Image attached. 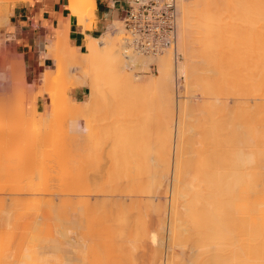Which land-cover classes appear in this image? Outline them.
Returning <instances> with one entry per match:
<instances>
[{
	"label": "bare ground",
	"instance_id": "6f19581e",
	"mask_svg": "<svg viewBox=\"0 0 264 264\" xmlns=\"http://www.w3.org/2000/svg\"><path fill=\"white\" fill-rule=\"evenodd\" d=\"M0 1L5 2L3 6L7 10V3L10 0ZM12 1L16 2L19 0ZM67 6L70 14L75 15L79 23L84 26H91L90 21L94 19L92 16V11L95 7L94 0H68ZM81 6H84V9L81 8ZM225 12L235 13L236 16H238L240 12H243L248 17L247 21H244V24L240 23L234 25L236 28L234 27V31H232L233 35L230 34L233 39V42H230V44H235L236 47L238 46L240 49L243 48L244 51L242 49V52H245L244 54L242 53L243 59L240 60L242 54L240 55V52L237 53L238 49H236V47L232 48L229 44L231 50L234 49V52L237 53L236 55H240L239 58L238 56H234L232 51L231 53L233 55L228 53L237 59V62L234 59L231 65H229V67L232 66V68L235 69L232 70L231 67L230 69L228 68L230 73L231 71H237V75L236 73L234 74L235 77H233V74L231 75L232 77L230 76L234 78L232 84L235 82L237 84L235 83V85L233 84L234 86H229L232 80L231 78H227L230 80L228 85L230 90L228 87H225L227 86L226 80L222 79L225 73L222 62L226 59L223 56H228L227 52H225L224 55L222 53L223 51L221 52V50H225L222 49L223 45L221 46V44H223L222 39L225 38L226 31L227 33L229 31L225 26L226 23L224 21L222 22L225 18ZM85 15L92 16V18L90 17L91 19L89 18L90 21L88 24L85 21L86 19L83 18ZM225 15L228 16V14ZM176 19V44L158 54L141 53L128 45L122 36H119V33H123L121 32L123 27L121 28L118 23L119 20H114L109 24L106 31L99 37L87 36L88 41L86 42V49L84 51H79L69 42L67 23L61 22L60 26L55 29L56 32H58L55 38L53 39V37H50V40L46 44L48 49L45 52V56L52 57L54 63L57 62V57L60 61L66 62L67 69L64 71L58 70L56 74L65 73L66 77L69 79L66 83L67 85H65L62 90L56 91V93L52 91V81L57 77L50 73V70L53 68L52 66L39 70L38 79L43 83L42 85L37 84L30 87L31 84H29L28 88V85H25L26 81L23 70L20 69V67L22 68L20 64L23 61L20 62L17 59L18 61L16 62L17 64L20 63L19 65H16L14 61L12 62V66L11 63L9 65L7 64L8 66L5 65V67L8 68L10 66L12 69L9 68V70L11 69L10 72L5 68L0 70V91L3 92H0V118L2 119L0 121H2V128H5L3 121L6 124L7 118L18 121L17 119L19 117L17 114L19 113L21 115L22 113L23 115V109L21 107L17 108L14 106L18 111L12 107L15 110L13 111L17 113L12 115L11 112H8V106L10 102L12 103L14 100L18 101V99H21L20 96L25 92V88L28 94H24L33 101H35L36 94L37 97L45 92L51 94L49 107L52 108L54 104L55 106L53 107L55 110L52 112L50 111L51 114L49 115L55 119L57 118L56 120L59 118L57 112L59 109H57L56 104L62 99H64V101L66 100L64 104L67 103L69 106L64 107V111H61L62 113L64 112L63 115L60 114L61 116L66 115L67 120H70H68L65 125L67 123L68 125L70 123L72 124V121L77 122V120L81 123L82 121L84 122V120L86 122V119L94 118L98 111H100L99 113L106 112L109 105L114 111H123L122 115L124 114L125 118L122 116L120 120L123 119V121L113 122L112 133H102L103 136H108L107 142L110 143L106 153L107 159L110 160L112 165L110 174L117 178L118 173L121 171L120 173L124 175V186L126 185V191L124 190L123 192L122 189V195L124 194L123 198L126 201L130 198L129 201H127L129 204L134 203L132 206H127L128 209L126 206L124 208L130 212L131 210H135L138 213L134 215L138 216L140 213L139 211H141L139 207L144 206V201L145 205L150 206L151 203L148 201L152 200L155 206L153 207L157 210L156 212H158L159 228L162 231V233L159 234L162 235V238H156L159 239V243L156 245L157 248L156 251L154 250L155 253H153V256H150L152 259L149 263L264 264V0H176ZM0 20V24L2 22L5 24L8 23L7 16H0ZM229 23L230 22H228V24ZM235 45H233V47ZM53 50L56 51L57 57L52 56ZM179 55H181L182 59H178ZM155 58L159 61L157 73L142 76L132 72V70L135 69H140V71L142 69L147 70V68L154 63ZM228 58L229 57H227V59ZM238 59L243 61V69L245 71L241 70L242 64L241 66H237L238 68L235 67L236 63L240 65ZM228 61L230 62L229 59ZM227 65L228 64H226V66ZM223 66L226 67L224 62ZM239 67H241V69H239ZM238 70H241V72ZM217 74L218 84L211 80L212 83H214L212 84L207 77L211 78L212 75ZM180 75L185 77L184 85H180L176 81V77ZM236 76L240 77V80L237 79ZM235 79L237 80L235 81ZM238 81L241 82L242 87L239 89L244 88V94L236 88L240 84V82L238 84ZM242 82L245 84V86L243 85L244 87L242 86ZM78 86H87L89 89L88 95L84 100L73 101L67 97L66 88ZM235 90H237V93H240L239 95H245L244 97L242 96L243 100L235 95ZM9 91L11 92L9 93ZM204 92L209 93L206 97V103L204 102V107L200 110L206 118L202 128L204 135L203 141L201 142L205 150H202L197 158L195 156L197 153L193 147V137L195 134L197 135L196 131L198 126L195 123L197 121V118L195 119V113H199L200 111H193L192 97L198 94L202 95ZM228 95L235 97H233V101L235 102L231 101L233 105L238 104L234 105L236 107L229 102ZM72 102L79 104V106H75L74 104V106H70ZM157 102L161 105L158 107L159 110H163L162 112L160 111L161 113L159 110L157 112L158 108L156 106L159 105ZM17 103L18 105L23 104ZM174 104L177 106V116L175 119L173 115ZM101 109L105 111H101ZM240 111L243 112L241 113L242 118L235 114ZM37 113L39 114L38 103L36 102L32 107L31 114L36 115ZM216 113H218L217 117ZM33 115L31 117L32 120ZM100 115L101 114H99V116ZM8 119L7 121H9ZM21 120L25 121V119ZM27 120H30V118ZM63 120L64 119H62V121ZM94 121L96 120L94 119ZM11 122L12 124L14 123V121ZM55 122H53V125H55ZM28 123H30V121H28ZM8 124L10 123L8 122ZM8 124H6V128ZM90 124L88 126H90ZM11 125H8V129H13L9 127ZM75 125V123H73L72 126L70 125V129ZM82 125L84 124L82 123ZM93 126L92 124V127ZM25 127L29 129V125H25ZM42 128L43 130L45 129L44 127ZM85 129L86 128H82L80 130L85 132ZM87 129L89 135H87L86 132L85 134L88 138L90 136L92 137L90 141L93 142L94 151L98 138L101 135L98 134L97 131L91 130L89 127H87ZM8 131H6V133H8ZM48 131L49 130H47L46 133L44 131L43 141L45 142V146H48V144H50L49 147L54 145L52 148L54 147L55 149V145L57 146V144H55L57 143V137L60 135L56 132L57 128L56 131L52 128L51 131H55V134L58 136L51 132L54 136L50 133L51 137H48L51 139L52 143H50V140L46 138V135L50 132ZM70 131L75 133L74 131L76 130L74 128L73 131ZM82 131L81 133H83ZM9 133L12 135L11 132ZM64 133L67 134L66 132ZM31 136H33L31 137L32 139H35L33 133ZM228 136L234 137V142L236 141L235 144L232 142L233 146H231L229 158L226 160L229 165L228 169L225 174L217 173L213 176L207 170L209 167V152L212 153V156L215 155L213 160L217 161L218 165L220 163L224 164L223 159L218 155V143L224 138L227 139ZM10 137L12 138V136ZM53 137H56L55 143ZM46 139L49 143H46ZM3 141L5 143H3ZM12 141L10 142L11 144ZM31 141L33 142L35 140ZM237 141H240L242 146L238 145ZM0 143L6 144V139L0 138ZM42 145L44 146V144ZM18 148H20V146ZM52 148L51 150L47 148V154H51V152L48 153V151H53ZM88 150V155H84L83 157L79 155L75 160V162L77 161V163H75L77 167L82 170L92 165L94 159L97 161L95 151L93 153V151L90 152V149ZM0 153H2V147ZM47 154L45 153V149H43L42 159L37 160H35L36 157L33 153L29 154L27 158L31 163L19 165L22 170H19V167L14 170L10 167L12 169H10L11 171L18 169L19 171L17 170L16 172L22 171V174L24 172V166L28 186L26 187L25 183L23 185H25L26 188L23 186L22 189L20 186L21 184L18 185L21 188L15 187V189L19 188L17 191L22 190V196L19 194V191H15L17 192L15 193L13 190L14 194H19V196L17 195L19 199L14 195L16 200L13 199L14 196H11L16 202L8 199L11 197L6 198L7 195L0 191L2 193H0V230H4L8 233L9 230L7 231L6 229L9 227H12V229L9 228L11 231L16 227H20V229L22 227V235H19L21 231L18 228L16 230L17 232L20 231L19 234L16 233L15 230H13V233L15 235L17 234L16 236L18 239L19 236L23 237L19 239L21 241H18L17 237V240L14 239L15 235L11 233V231H9V234H13L14 236L7 234L5 238L4 235L6 232L4 231V233L2 232L3 234L1 233L3 237L0 234V244L3 243V246L7 241L6 246H4L10 247V249H6L3 246L4 249L0 245V248L3 249H0L1 254L9 252L6 255H0V264H99V254L95 235L98 232V224L100 222L98 218L100 216L97 217V213L100 211L97 210L104 207L103 203L106 196H104L103 200V195L101 196L100 192L104 190L97 186L99 184L98 181L93 179L95 178V173L91 179L98 184L94 181L92 183L91 181L93 184H91V186L89 185V180L85 179L84 183L82 178H79H86V175L77 176L78 179H74L76 181L73 183V190L75 189L79 192L86 187L85 193L87 195L83 192V197L81 194L82 190L80 194L75 191L74 194H78L75 195L77 197L74 198L73 201L70 198L72 203L68 202L73 205L72 207L68 204L72 208H69L71 211L59 210L60 208H57V202L58 200L61 201L59 199L61 198L60 193H62L61 191L67 186L64 188L65 185L61 183L63 187L60 185V188L58 185L60 191V193L58 191L59 196L57 194V187L54 188L53 186L55 185L51 186L48 184L54 183L48 182L46 179L51 177V179L54 180L57 162H54V164L51 163L49 159L51 157L49 155L48 158L46 156ZM20 155L18 157H20ZM33 156L35 158H32ZM195 158H197V162L194 161L193 163V160H196ZM54 159L55 158H51L53 161ZM19 161L22 163L23 159L19 158ZM8 163L9 162H7V164ZM193 165H196V169L194 168L196 172L191 175L190 167L193 168ZM3 166H5V164ZM1 168H4V171ZM1 168L3 175L2 172H0V179L4 178L7 172V167L1 166ZM10 170L8 168V171ZM49 170L51 173H48ZM91 171L92 169H89L87 173L90 174ZM112 171H114V173ZM40 174H43L44 178L47 176V178L44 179ZM10 175H8L10 178L18 176L16 174L13 176V172ZM185 176H190V180L186 181ZM28 177L31 178L29 179ZM10 178L9 181L12 180ZM32 178L36 181L32 182ZM79 179H81L83 183ZM1 180L3 185V179ZM164 185L165 189L164 187L162 189L165 192L161 194L160 190ZM89 188H95V191L96 189L101 191L93 192ZM70 189H72V187H70ZM26 195H30L31 198H27L28 196ZM64 195H66V193ZM98 195L101 196V199H98ZM162 195L163 197L165 195V198H163ZM23 197H26V199ZM162 198L163 200L168 199V201L164 200L163 203ZM136 200L140 201L141 206ZM8 201L11 203H8ZM13 203L16 204H14V207H16V210L14 209L15 211H17L19 207L21 208H19L20 210L17 211V213L12 212ZM126 204L128 205V203ZM61 205L65 207V205H67V199L64 200ZM98 206L101 208L97 209ZM131 207H133V209L130 210ZM21 210L24 212L21 213ZM102 210L104 211V209ZM110 214L115 216L120 214L116 217V223H111V229H109L108 232L112 237H117V239L114 240H116L115 250L118 255L114 264H124L120 260L122 257L119 256V253L123 252L122 249L126 250L127 248L120 249L119 247L120 242L123 241L121 243L122 245L125 241L121 236H123L127 226H124V220L121 218L122 212H119L117 215L114 212ZM164 214L167 215V220ZM16 217H19V220ZM14 224H16V226ZM136 226L137 228L139 227L138 224H136ZM159 228H154L155 230L151 229L153 238L157 235L159 236V234H157L160 232ZM133 229L136 231L134 225ZM123 230L124 232L121 233ZM147 232L148 230L146 233ZM164 235H166L167 238L168 249L163 255ZM140 236H142L141 233ZM8 237H14L13 241L15 244L17 241L20 243L17 242L19 245L14 244L17 246L16 249L13 244L11 245L9 243V239L11 238ZM59 237L69 239L71 248L73 249V253L68 260L56 259L52 254L45 251L44 245H42L44 241L54 242L60 239ZM152 237L150 235V238ZM128 241L129 240L126 242ZM8 243L11 246H8ZM172 245H177L180 248L179 255L174 254ZM8 249H13V251H9ZM119 250L121 251L119 252ZM129 257L131 258L132 256H127V259ZM125 264H127V261Z\"/></svg>",
	"mask_w": 264,
	"mask_h": 264
},
{
	"label": "rangeland",
	"instance_id": "374dc122",
	"mask_svg": "<svg viewBox=\"0 0 264 264\" xmlns=\"http://www.w3.org/2000/svg\"><path fill=\"white\" fill-rule=\"evenodd\" d=\"M13 1L12 0H10V1H8V3H7V10L4 8V3L5 2H3V1H0V16H7L8 17V7H9V4L10 3H12ZM81 8H83L84 9V6H81ZM219 10V9H218ZM80 11V10H79ZM221 11V10H220ZM219 11V12H220ZM215 12V11H214ZM218 12V13H219ZM216 13H217V11H216ZM222 13V12H221ZM225 14H228V16H226ZM222 16H223V14H222ZM92 18V16L90 15H85V16H83V18H85L86 20L85 21H90L89 20V18ZM225 17V18H224ZM224 19L222 20V22L224 21L225 23H226V28H228L227 30H229L228 31V33H227V31H226V36H225V38L224 39H222V41H223V44H221V46L223 45V47H222V49H225V50H221V52L223 53V55L225 54V52H227V54L228 53H230V54H232V53H234V56H240L243 52H242V49L243 48H241L240 49V47H236V45L235 44H230V42H233V39L231 38L232 36L231 35H233V32L232 31H234V27L236 28V26H234V25H237V24H240V23H245L244 21H247V19H248V17H247V15L246 14H244L243 12L241 13L240 12V14H238V16H236L235 15V13H231V12H225L224 13ZM90 18V19H91ZM234 18H236V19H234ZM119 20V25L121 26V28L123 29L121 32H123V33H119V36H122V38H124V35H125V31H124V26H123V21H122V18H120V19H118ZM227 22H226V21ZM231 20V21H230ZM235 22H237V23H235ZM1 21V20H0ZM233 21V22H232ZM90 22H92V20L90 21ZM228 22H230L229 24H228ZM232 22V23H231ZM228 26V27H227ZM231 26V27H230ZM5 28H6V24L5 23H1L0 24V70L1 69H7V71L9 70V68H11L10 66L7 68V67H5V65L6 66H8L10 63H11V66H12V62L14 61V62H16V61H23V62H21V64H20V66H22V68L20 67V69L21 70H23V74L25 75V81H26V83H25V85L27 84L28 86V88H29V84H31L30 85V87L31 86H35V85H37V84H39V85H42L43 83L42 82H40V80L38 79V74H39V71H38V73H37V75H31V73L30 72H28V70L26 69V66H25V62H24V59L22 58V57H19L17 54H16V50H15V48H14V45L12 44V42L10 41V36H8L7 34H5ZM231 28V29H230ZM232 32V33H231ZM231 34V35H230ZM230 36V37H229ZM99 37V36H98ZM226 39V40H225ZM228 39V40H227ZM232 40V41H230V40ZM87 41H88V39H87ZM86 41V42H87ZM224 41H226V42H224ZM229 42V43H228ZM222 43V42H221ZM119 44H120V41H119ZM229 44L232 46V48H235L236 47V49H238V51H237V53L238 52H240L239 54L240 55H236L237 53L236 52H234V49L233 50H231V47H229ZM121 45V44H120ZM233 45H235L234 47H233ZM227 46V47H226ZM47 49H48V47H46ZM240 50V51H239ZM231 51H232V53H231ZM243 51H244V49H243ZM245 53V52H244ZM243 53V54H244ZM230 54H228V56L227 55H224L223 57H225L226 59H225V61L223 60V62H224V65L226 66V64H228L226 67H224L223 66V62H222V67H223V69H224V75H223V77H222V79H224V80H226V83H227V86H225L226 88L228 87V89L230 90V88H229V86H234L235 85V83H233L232 84V82H234V78H231L232 76V74H233V77H235L234 76V74L237 72L236 70H235V72L233 71H231V73H230V67L232 68V66H230L229 67V65H231V62H232V60H236V62H237V59L235 58V57H233V56H231ZM243 54H242V56H240L241 57V59L240 60H242L243 58ZM233 55V54H232ZM52 56L53 57H57L56 56V51L55 50H53V52H52ZM227 57H229L228 59L230 60V62L228 61V59H227ZM230 57H232V58H230ZM239 57V58H240ZM18 59V60H17ZM178 59H182L181 58V55H179L178 56ZM239 60V59H238ZM239 60V61H240ZM57 62H55L54 63V66H53V68L50 70L51 72V74L52 75H55V76H57V77H55V79L52 81V91L54 92V93H56V91H60V90H62L64 87H65V85H67L66 83L68 82V78L66 77V75H65V73L64 74H56V71H58V70H65V69H67V64H66V62L65 61H60L59 60V58L57 57V60H56ZM234 62V61H233ZM236 62H234V63H236ZM158 63H159V61H158V59L157 58H155L154 59V63L153 64H151L148 68H147V70L146 69H142L141 71H140V69H135V70H132V72L133 73H135V74H137V75H144V76H147V75H151V74H155V73H157V67H158ZM8 64V65H7ZM15 64V63H14ZM19 64H17V62H16V65H19ZM241 64H242V66H241ZM235 65V64H234ZM234 65H233V67H234ZM14 66V65H13ZM237 66H241L242 67V69H241V67H239V69H241V70H244L243 68H244V65H243V61H240V65H237V63H236V66L235 67H237ZM229 68V69H228ZM238 68V67H237ZM12 69V68H11ZM10 69V70H11ZM227 69V70H226ZM235 69V68H234ZM233 68H232V70H234ZM10 70H9V72H10ZM128 70H130V69H128ZM226 70V71H225ZM229 70V71H228ZM241 70H238V71H240L241 72ZM228 71V72H227ZM245 71V70H244ZM243 71V72H244ZM227 72V73H226ZM242 72V73H243ZM228 73H229V76H228ZM244 73H246V72H244ZM20 74V73H19ZM236 75H237V73H236ZM243 75V74H242ZM211 76V75H210ZM212 76H214V77H212ZM211 76V78L209 79L208 77H207V79L212 83V81L211 80H213L214 81V83H216V84H218V74L217 75H212ZM231 76V77H230ZM243 76H245V75H243ZM57 78V79H56ZM66 78V79H65ZM227 78H231V85H229V79H227ZM236 78L237 79H239L240 77H237L236 76ZM243 78V77H242ZM241 78V79H242ZM237 79H235V81L237 80ZM240 80V79H239ZM176 81H177V83H179L180 85H184V83H185V77L183 76V75H180L179 77H176ZM179 81V82H178ZM228 81V82H227ZM242 81V80H241ZM243 81L245 82V80H244V78H243ZM33 82V83H32ZM239 82L240 81H238V84H239ZM214 83H212V84H214ZM243 83V82H242ZM215 84V85H216ZM237 84V83H236ZM229 85V86H228ZM245 86V84L243 83L242 84V86ZM243 86V87H244ZM84 88H85V93L83 94V96L80 98V99H82V100H84V99H86L87 98V95H88V87L87 86H84ZM234 89H238V90H240V92H243V94L245 93V91H244V88L243 89H239V88H242L241 87V82H240V84H239V86H237L236 88L235 87H233ZM246 88V87H245ZM69 87L68 88H66V95H67V97H69ZM233 90V89H232ZM243 90V91H242ZM237 90H235V92H236ZM1 93H3L2 91H0ZM11 91H9V93H10ZM239 92V91H238ZM0 93V94H1ZM26 95L28 94L27 93V90H26V88H25V92H24ZM23 93V95H19V94H17V95H19L20 96V98L21 99H18V101H16V100H14V102H10L9 103V106H8V108L10 109H8V112H11L12 113V115H15V113L16 112H14L15 110L14 109H16L15 107H17V108H19V107H21L22 109H23V115H22V113H21V115H22V117H21V115L18 113H16L17 115H18V121H16V120H12L10 117V119H8L9 121H7V119H6V124H8V122L10 123V124H8V125H11L12 124V122L11 121H14V123H15V125H14V123L11 125V126H9V127H11V128H13V129H8V125H7V128H6V124H5V122L3 121V125H5V128H6V130L4 131V129L5 128H2V121H0V125H1V127H0V138H2V139H6V144H1L0 143V149H1V147H2V153H0V168H1V166L2 167H7V169H6V175L4 176V178H1V179H3V185H2V180L0 179V191L1 192H3V194H5V195H7L6 196V198H8V197H11V196H16V198H18V196H19V194H21V196H22V190L21 191H19V194H14V192L15 191H17V189H19V188H21L22 187V189H23V186L25 187V185H26V187L28 186V181L26 180L27 179V176H25V169H24V166H23V175L21 174V172L22 171H20V172H16L17 170H15V171H11L12 169L10 168V167H12L13 168V170L14 169H16L17 167H19V165H27V164H29V163H31V161L30 160H28V156H29V154H31V153H33L34 154V156L36 157V159L35 160H37V159H42V151H43V149H45V153L47 154V152H46V150H47V148H49V150H51V148H52V146H54V145H52L51 147H49L50 146V144H48V146H45V142L43 141L44 140V138H43V134H44V131H45V133H46V131L47 130H49L48 132V135H46L47 137L46 138H48V137H51V132H53V131H51V129L53 128V130L55 129V131H56V128H57V133L60 135V136H58V135H56L55 134V131L53 132L56 136H58L57 138V143H55V138L56 137H53L54 139H53V141H54V143L55 144H57V146L55 145V149H54V147L52 148V150L54 151V150H56V151H48V153L49 152H51V154L49 153V154H47L46 156L49 158V155H50V157L53 159V158H55L54 159V161L53 160H51V158H49L50 159V162L51 163H53L54 164V162L56 163L57 162V168H55L56 170H55V177H54V180L53 179H51V177H48L47 178V176L44 178L43 177V174L41 175L44 179H46L48 182H54V183H48L47 181H45V182H47L48 184H50L51 186H53V185H55V186H53L54 188L55 187H57V194H58V191H59V189H58V185H59V187H60V185H61V183H63L65 186H64V190L63 191H61L62 193H60V191H59V193L61 194V198H59L61 201H59L58 199V202H57V208H60L59 210H61V211H64V210H67L68 212H70L71 211V206L73 207V205H71V203H72V201H73V199L74 198H76L77 196H75V195H78V194H74L75 193V189L73 190V188H74V184L73 183H75L74 181H76V180H74V179H78V177L79 176H85L86 175V178L84 177H79V178H82V180H83V182H84V180L86 179V180H89L90 181V183H89V185L91 186V184L93 183V181L96 179L97 181H98V183H96L95 181V183L96 184H98L97 186H99V187H101V189L102 190H104V191H102V192H100L101 194V196L103 197V200H104V196H105V201H104V207H102V209H104V211L102 210V209H99V208H101L100 206H98V208L97 209H99V210H97V211H100L99 213H97V217L98 216H100V217H98L99 218V224H98V232L96 233V235H95V241H96V245H97V247H98V254H99V256H98V263L99 264H114L115 263V260H116V257H117V255H118V253H116V250H115V248H116V240H114V239H117V237H112L110 234H109V232H108V230L109 229H111V223H113V224H115L116 223V217L117 216H119L120 214H118L119 212H122L123 214H121V218H123V222L125 223L124 224V226H127V229H126V231L124 232V230L121 232V233H123L124 232V234H123V236H121L122 237V239L123 240H125L124 241V243L121 245V243L123 242H120V249H122V248H127L126 250H123L122 249V251L125 253H123V252H120L121 250H119V252L120 253H122V254H120L119 253V256L120 257H122V259H123V261H122V259H120L121 260V262L122 263H126V261H127V264H150L149 263V261L152 259L150 256H153V253H155V251H156V245H158V240L160 239V238H162L161 236V234H159V233H162V231H161V229L159 228V216H158V212H156L157 210L154 208L155 206H154V204L152 203V200H150V201H148L149 203H151V205L150 206H148V205H145V201H144V206H142V207H139V208H141V211H139L140 213H139V215L138 216H135L138 212H136L135 210H131V209H133V207H131L130 208V210H131V212L128 210H126V208L128 209V207L129 206H132L133 204L132 203H130L129 204V202H127V201H129V199L126 201L124 198H123V195H122V189H123V192H124V190H125V188H126V185L124 186V178H123V174H121L120 172L118 173V175H117V178L119 179V181H118V179L116 178V176L115 177H113V176H111V174H110V172H111V167H112V165H111V162H110V160H108L107 159V155H106V153H107V150H108V148H109V144L110 143H108L107 141H108V136H103V133H112V128H113V122H115V121H123V119H121L120 120V118L123 116V118H125L124 117V114L122 115V112L123 111H117L116 109V111H114L112 108H111V106L109 105L108 106V109H107V111L106 112H101V113H99L100 111H98V113H96V117L94 116V118H88V120L86 119V122H85V120H84V122L82 121V123L84 124V125H82V123L80 122V121H78L77 120V122L75 121V122H73L72 121V124L73 123H75L76 125V127L74 126V127H72V129H70L71 128V126H72V124L70 123L69 125H68V123L65 125V123L66 122H68V120H67V117H66V115L65 116H61V115H63V113L61 112V111H64L63 109H64V107H67V106H69V104H67V103H65L64 104V102L66 101H64V99H62V100H60L59 102H57L58 104H56L57 105V109H59V110H57V112H58V114H59V118H58V120H56L54 117H52V116H50L49 114H51L50 113V111L52 112L53 110H55V108L53 107V106H55L54 104H53V106H52V108L51 107H49L50 106V102H51V94L49 93V92H45L44 94H42V95H39L38 97H37V94H36V97H35V101H33L30 97H27L25 94ZM205 94V95H204ZM208 92H204L202 95H200V94H198L197 96H195V97H192V99H193V101H192V108L194 109L193 111L195 112V111H197V112H199L201 109H202V107H204V102L206 103V97L208 96ZM240 93H235V95H237L238 97H240V99L242 98V96L241 95H239ZM26 97H25V96ZM204 95V96H203ZM19 96H18V98H19ZM24 96V97H23ZM245 96V95H244ZM243 96V97H244ZM228 97H229V102L230 103H232V105H233V102H235V101H233V97L231 96V95H228ZM26 98V99H25ZM70 98V97H69ZM195 98V99H194ZM235 98V97H234ZM237 98V97H236ZM25 99V100H24ZM238 99V98H237ZM21 100V101H20ZM233 102H232V101ZM236 100V99H235ZM241 100H243V98L241 99ZM240 100V101H241ZM24 101V102H23ZM73 101H75V100H73ZM80 101V100H79ZM17 102H19V103H23L22 105H18V103ZM32 102H33V105H35V103L37 102L38 103V111H39V114L37 113L36 115H33V114H31V110H32V107H33V105H32ZM238 102V101H237ZM239 103V102H238ZM243 103V102H242ZM242 103H241V106H242ZM10 104H12V105H10ZM47 104V105H46ZM79 106V104H76V103H74V102H72V104H70V106L72 105V106ZM157 104H159V102H157ZM163 104V103H162ZM245 104V103H244ZM243 104V105H244ZM175 105V107L173 108L174 110V119L176 118V116H177V106H176V104H174ZM173 105V106H174ZM234 105H238V104H234ZM233 105V106H234ZM15 106V107H14ZM61 106V107H60ZM159 106H161L160 104L159 105H157L156 107L158 108ZM245 106V105H244ZM14 109H13V108ZM63 107V108H62ZM234 107H236V106H234ZM240 107V106H239ZM161 109H162V107H161ZM176 109V110H175ZM13 112H12V111ZM17 110V109H16ZM20 110V109H19ZM158 110H159V108L157 109V112H158ZM238 110V109H237ZM18 111V110H17ZM36 111H37V109H36ZM101 111H105L104 109H101ZM162 112L163 110H159V112ZM239 111V110H238ZM243 111H244V109H243ZM160 112V113H161ZM164 113V112H163ZM240 113V114H239ZM239 113H235L236 115H238V117H241L242 118V114L241 113H243L242 111H240ZM46 114V115H45ZM61 114V115H60ZM99 114H101L100 116H99ZM196 114V116H195V119L197 120L195 123L198 125L197 126V131H196V133H197V135L195 134L194 135V137H193V141H194V149H195V151H196V153H197V155H195L197 158L199 157V154H201V151L202 150H205V148L201 145V142L203 141V135H204V133H203V125H204V122H205V120H206V118H205V115L200 111L199 113H195ZM194 114V115H195ZM32 115H33V120H32ZM50 116V117H49ZM103 116V117H102ZM218 116V113H216V117ZM16 117V116H15ZM35 117V118H34ZM58 117V116H57ZM98 117V118H97ZM14 118V117H13ZM30 118V120H27V119H29ZM41 118V119H40ZM65 118H66V121H65ZM103 118V119H102ZM118 118H119V120H118ZM240 118V119H241ZM15 119V118H14ZM20 119V120H19ZM21 119H25V121H26V123H25V121L24 120H21ZM52 120V122H51V120ZM62 119H64L63 121H62ZM85 119V118H84ZM91 121H90V120ZM94 119L96 120V121H94ZM116 119V120H115ZM0 120H2L1 118H0ZM42 120H43V122H42ZM54 120V121H53ZM55 120H56V122H55ZM242 120V119H241ZM28 121H30V123H28ZM70 121V120H69ZM88 121H89V123H88ZM18 122V123H17ZM21 122H22V124H21ZM37 124H36V123ZM53 122H55V125H53L54 123ZM64 122V123H63ZM80 122V123H79ZM28 123V124H27ZM91 123V124H90ZM122 123V122H121ZM58 124V125H57ZM59 124H60V126H59ZM63 124V125H62ZM81 124V125H80ZM90 124V126H88ZM92 124L94 125L93 127H92ZM25 125L26 126H28L29 125V129H28V127L26 128L25 127ZM33 125V126H32ZM65 125V126H64ZM71 125V126H70ZM86 125V126H85ZM14 126V127H13ZM52 126V127H51ZM59 126V127H58ZM78 126V127H77ZM4 127V126H3ZM19 127V128H18ZM22 127V128H21ZM42 127H44L45 129L43 130V128ZM50 129H49V128ZM64 127V128H63ZM87 127H89V128H91V130H95V131H97L98 132V134H100L101 136H99V138H98V141H97V144H96V149L94 150L95 151V153H96V155H97V161H96V159H94L93 160V166L92 165H89V166H87L85 169H80V168H78L77 167V165L75 164V163H77V161L75 162V160L77 159V156L79 157V155H82V157L84 156V155H88L89 153V150L88 149H90L91 151L90 152H92L93 151V142L92 141H90V140H92V137L90 136L89 138H88V136L87 135H89L88 134V132H87ZM16 128V129H15ZM36 128V129H35ZM67 128V129H66ZM75 128V130L76 131H74L75 133H73V132H71L70 130H72L73 131V129ZM77 128V129H76ZM82 128H86L84 131L86 132V134H85V132H83L82 130H80V129H82ZM93 128V129H92ZM2 129V130H1ZM9 131H8V130ZM26 129H27V131H26ZM47 129V130H46ZM65 129V130H64ZM31 130H32V132H31ZM6 131H8V133H6ZM13 131V132H12ZM25 131V132H24ZM29 131V132H28ZM43 132V133H41V132ZM66 132L69 136H71V137H69L67 134H65L64 132ZM78 131V132H77ZM80 131V132H79ZM81 131L84 133H81ZM5 132V133H4ZM9 132H11L12 133V135H10V133ZM101 132V133H100ZM103 132V133H102ZM3 133H4V135H3ZM33 133V135H35V139H32L31 137H33V136H31V134ZM51 133V134H50ZM25 134V135H24ZM54 134H52L53 136H54ZM14 135V136H13ZM82 135V136H81ZM10 136H12V138L10 137ZM29 136V137H28ZM233 136V135H232ZM232 136L230 137V136H228V138L227 139H223L222 141H220L219 143H218V145H219V153H218V155L223 159V161H224V164H219L218 165V163H217V161H214L213 160V158H215V155L214 156H212V153L211 152H209V154H210V157H208V164H209V167L207 168V170L209 171V173L210 174H212L213 176H214V174H217V173H220V174H225L226 173V171H227V169H228V162H226V160L229 158V152H230V150H231V146H233V144H232V142L235 144L236 143V141L234 142V137L232 138ZM26 137H28V138H26ZM69 138V139H68ZM8 139H10V140H8ZM12 139H13V141H12ZM49 140H50V143H52L51 142V139L50 138H48ZM31 140H35V141H33L34 142V144H33V142L31 141ZM47 140V139H46ZM45 140V141H46ZM12 141V144L10 143ZM70 141V142H69ZM44 142V143H43ZM69 142V143H68ZM3 143H5L4 141H3ZM32 143V144H31ZM46 143H49L48 142V140L46 141ZM53 143V144H54ZM66 143V144H65ZM237 143H238V145H240V146H242V143L240 142V141H237ZM36 144V145H35ZM42 144H44V146L42 145ZM3 145H6V146H3ZM64 145V146H63ZM66 145V146H65ZM20 146V148H18ZM59 146V147H58ZM3 147H4V149H3ZM6 147V148H5ZM63 147V148H62ZM212 149V148H211ZM211 149H210V151H211ZM4 150V151H3ZM97 150V151H96ZM213 150H214V147H213ZM94 151H93V153H94ZM57 152V153H56ZM215 152V151H214ZM56 153V154H55ZM92 153V154H93ZM21 154V155H20ZM43 154H44V152H43ZM20 155V157H18ZM95 155V156H96ZM32 157V158H35V157ZM55 156V157H54ZM45 157V156H44ZM19 158L20 159H23V162L21 163L20 161H19ZM47 158V159H48ZM197 158H195L196 160H193V163H194V161H196L197 162ZM83 159V158H82ZM9 160V161H8ZM9 162L8 164H11V165H8L7 164V162ZM19 161V162H18ZM4 162V163H3ZM95 162V163H94ZM19 163H21V164H19ZM5 164V166H3ZM76 165V166H75ZM95 165V166H94ZM8 168H9V170L11 171H8ZM20 168V167H19ZM26 168V167H25ZM50 168V167H49ZM196 169V165H193V168H191L190 167V172H191V175L192 174H194L196 171H195V169ZM2 169V168H1ZM1 169H0V172H2L1 171ZM4 169V168H3ZM2 169V170H3ZM51 169V168H50ZM79 169V170H78ZM89 169H92V171H91V173L90 174H88L89 173V171H88V173H87V170H89ZM19 170H22L21 168L19 169ZM18 170V171H19ZM48 170V169H47ZM46 170V171H47ZM4 171V170H3ZM52 171V170H51ZM13 172V176H15L14 174H16V175H18L17 177H13V178H10V174ZM42 172H43V170H42ZM86 172V173H85ZM113 173H114V171H112ZM9 173V174H8ZM48 173H51L50 172V170H49V172ZM48 173H46L47 175H50V174H48ZM94 173H95V178H93V176H94ZM115 173H116V171H115ZM21 174V175H20ZM52 174H53V171H52ZM97 174V175H96ZM2 175H3V172H2ZM8 175H10V176H8ZM20 175V176H19ZM76 175V176H75ZM119 175H120V177H119ZM170 175V174H169ZM50 176H52V175H50ZM78 176V177H77ZM87 177H88V179H87ZM9 178L10 179H12L11 181H9ZM20 178V179H19ZM29 178V177H28ZM31 178V177H30ZM29 178V179H30ZM91 178H93L94 180L92 181V179ZM16 179V180H15ZM21 180H23V181H21ZM81 182H82V180L81 179H79ZM126 180V179H125ZM185 180L186 181H188V180H190V176H185ZM21 181V182H20ZM24 181H26V182H24ZM36 180L34 179V178H32V182H35ZM44 181V180H43ZM91 181H92V183H91ZM7 182V183H6ZM23 182V183H22ZM30 182V181H29ZM57 182V183H56ZM69 182V183H68ZM82 182V183H83ZM26 183V184H25ZM85 183V182H84ZM87 183V182H86ZM94 183V184H95ZM120 183V184H119ZM164 183V182H163ZM167 183V182H166ZM21 184V185H20ZM23 184H25V185H23ZM30 184V183H29ZM95 184V185H96ZM165 184V183H164ZM18 185H20V186H18ZM93 185V184H92ZM166 185V184H165ZM165 185L164 186H162L161 187V194L163 193V192H165V191H163V187H164V189H165ZM62 187H63V185H61ZM15 187H19V188H17V189H15ZM25 187V188H26ZM69 187V188H68ZM70 187H72V189H70ZM94 187V186H93ZM98 187V188H99ZM61 188V187H60ZM82 188V187H81ZM96 188V187H95ZM95 188H89L90 190H92L93 192L95 191L94 189ZM100 189V188H99ZM13 190H14V192H13ZM60 190H62V189H60ZM70 190V191H69ZM82 190V193L80 192ZM79 192L78 191H76V192H78L79 194L81 193L82 194V196L84 197V195H83V192H84V194H86L85 193V191H86V187H85V189H81ZM17 191V192H18ZM65 191V192H64ZM99 191H101V190H97L96 189V191L95 192H99ZM126 191V190H125ZM0 192V193H1ZM17 192H15V193H17ZM21 192V193H20ZM104 192H106V193H104ZM66 193V195H64ZM73 193V194H72ZM103 193V194H102ZM2 194V193H1ZM63 194V195H62ZM69 194V195H68ZM99 194V193H98ZM164 194V193H163ZM166 194V193H165ZM87 195V194H86ZM100 195H98V199H101L100 197ZM15 196L13 197V199H15ZM26 196H28V195H26ZM33 196H36V195H33ZM30 197V195L27 197V198H29ZM62 197H65L66 199H67V205H65V207L63 206V205H61V204H63V201L64 200H66L65 198H62ZM162 197H163V195H162ZM23 198H25L26 199V197H23ZM31 198V197H30ZM33 198H36V197H33ZM32 198V199H33ZM72 199V201H71V199ZM82 198V197H81ZM125 198H126V193H125ZM163 198H165V195H164V197ZM163 198H162V202L164 203V200H163ZM243 198H244V196H243ZM9 200H12L13 202H16V201H14L13 199H12V197L11 198H8ZM19 199V198H18ZM85 199V198H84ZM16 200V199H15ZM56 200V201H57ZM102 201V200H101ZM125 201V202H124ZM131 202H134L133 200H130ZM137 201V200H136ZM160 201H161V198H160ZM159 201V202H160ZM165 201H168V199L167 200H165ZM68 202H71V203H68ZM103 202V201H102ZM123 202H124V205H123ZM137 202H139L138 204L140 205V201H137ZM147 202V201H146ZM147 202V203H148ZM8 203H11L10 201H8ZM101 203V202H100ZM99 203V204H100ZM126 203H128V205L126 204ZM146 203V204H147ZM14 204L15 203H13V205H12V207H13V211L12 212H16L17 213V211H19L20 209L18 208V210L17 211H15L16 210V207H14ZM71 205V206H69V205ZM102 204V203H101ZM100 204V205H101ZM153 204V205H152ZM10 205V204H9ZM16 205V204H15ZM18 206H19V203H18ZM126 206V208H124ZM128 206V207H127ZM135 206V205H134ZM141 206V205H140ZM154 206V207H153ZM47 207V206H46ZM136 207H137V205H136ZM69 208H71V209H69ZM15 209V210H14ZM137 209H138V207H137ZM155 211H154V210ZM103 213H102V212ZM117 211H118V213H117ZM124 211V212H123ZM125 211H127V212H125ZM21 213H23L24 211H20ZM115 213L117 216H115V215H111L110 213ZM133 212H136V213H133ZM13 213V214H14ZM19 213V212H18ZM126 213V214H125ZM12 214V213H11ZM102 214V215H101ZM135 214V215H134ZM14 215H16V214H14ZM13 215V216H14ZM19 215V214H18ZM22 215V214H21ZM20 215V216H21ZM166 217V220H167V215L166 214H164ZM17 216V215H16ZM22 216H24V215H22ZM22 216H21V218H22ZM112 216V217H111ZM113 217H114V219H113ZM12 218V217H11ZM16 218H18V220H19V217H16ZM111 218V219H110ZM13 219H15V218H13ZM25 219V218H24ZM122 220V219H121ZM13 221V220H12ZM117 223H118V221H117ZM132 223H136V224H138L139 225V227L137 228V226H136V224H132ZM12 224H13V222H12ZM11 224V225H12ZM15 226H16V224H14ZM132 225V226H131ZM133 225L135 226V229H136V231L133 229ZM18 226V225H17ZM20 226V225H19ZM129 226H131V227H129ZM129 227V228H128ZM9 228H11L12 229V227H9ZM9 228H5L7 231L9 230V231H11ZM18 227H16L15 229H13V230H15V232L16 233H18L19 234V232L21 231V233L19 234V235H22V227H21V229H20V227L18 228V229H20V231L19 232H17V229ZM123 228H125V227H123ZM139 228H140V231H139ZM156 229V228H159V230H160V232H158L157 234H159V236L157 235L155 238H153L152 237V232H151V229ZM129 229V230H128ZM154 229V230H155ZM11 231V233H13L14 231ZM148 230V232L146 233V231ZM4 231V230H3ZM2 230H0V234L3 232ZM9 231H8V233L6 232V231H4V232H6V234L4 235V237L7 235V234H9ZM135 231V232H134ZM153 231V230H152ZM3 232V233H4ZM24 232V231H23ZM141 233V235L142 236H140V233ZM2 233V234H3ZM165 233H166V229H165ZM1 234V236L3 237V235ZM14 234V233H13ZM13 234H9V235H13ZM8 235V236H9ZM15 235V234H14ZM13 235V236H14ZM17 235V234H16ZM15 235V238L14 239H16V236ZM18 235V236H19ZM150 235H151V237L152 238H150ZM0 236V237H1ZM23 237V236H22ZM22 237L21 236H19V239H22ZM145 237V238H144ZM159 238V239H156V238ZM6 238V237H5ZM8 238H11V237H8ZM7 238V239H8ZM13 238H11V239H9V243L12 245L13 244V246H15V245H19L20 243L18 242V241H21V240H19L18 239V237H17V239H18V243L16 242V244L14 243V241H13ZM60 239H58L57 241H54V242H49V241H44L43 242V244L42 245H44V250L45 251H47L48 253H50V254H52L53 255V257H56V259H59V260H68L70 257H71V255H72V253H73V249L71 248V244H70V242H69V239H63V238H61V237H59ZM4 239V238H3ZM6 239V240H7ZM16 239V240H17ZM121 239V238H120ZM5 240V241H6ZM11 240V241H10ZM127 240H129L128 242H126ZM3 241V240H2ZM4 241V242H5ZM121 241V240H120ZM0 242H1V238H0ZM7 242V241H6ZM5 242V246H6V243ZM13 242V243H12ZM8 243V246L10 245ZM3 244V243H2ZM2 244H0L1 246H2ZM15 244V245H14ZM3 245V246H4ZM10 245V246H11ZM2 246V248H4ZM123 246V247H122ZM16 247L17 246H15L14 248L16 249ZM2 248H0V249H2ZM6 249L7 248H9L10 249V247H5ZM4 248V249H5ZM11 248H13V247H11ZM13 248V249H14ZM8 249V250H9ZM13 249H11V250H9V251H13ZM167 249H168V247H167V238H166V235H164V243H163V248H162V254L164 255L165 253H166V251H167ZM3 250V249H2ZM155 250V251H154ZM1 251V250H0ZM6 251V250H5ZM129 252V253H127V252ZM172 251L174 252V254L175 255H179V253H180V248L177 246V245H172ZM6 254H8L9 252H5ZM2 254H4V253H2ZM1 253H0V255H2ZM6 254H4V255H6ZM128 254V255H127ZM125 256V257H124ZM127 256H132L131 258L129 257L128 259H127ZM133 256H134V258H133ZM124 257V258H123ZM125 259H127V260H125ZM136 261H135V260ZM135 261V262H134ZM152 262V261H151Z\"/></svg>",
	"mask_w": 264,
	"mask_h": 264
},
{
	"label": "crops",
	"instance_id": "0c3cea01",
	"mask_svg": "<svg viewBox=\"0 0 264 264\" xmlns=\"http://www.w3.org/2000/svg\"><path fill=\"white\" fill-rule=\"evenodd\" d=\"M131 1L94 0V19L89 27L79 23L78 18L70 14L68 0H19L9 4L8 23L4 31L11 37L16 54L24 59L28 72L37 75L42 68L54 66L52 57L45 56L46 44L50 37L55 38L58 33L55 29L61 22L67 23L70 44L84 51L87 36L98 37L103 34L109 24L123 17ZM84 93V86L69 89L71 100H82L80 98Z\"/></svg>",
	"mask_w": 264,
	"mask_h": 264
},
{
	"label": "built area",
	"instance_id": "2783aa9c",
	"mask_svg": "<svg viewBox=\"0 0 264 264\" xmlns=\"http://www.w3.org/2000/svg\"><path fill=\"white\" fill-rule=\"evenodd\" d=\"M124 40L145 54H158L176 44V0H132L123 17Z\"/></svg>",
	"mask_w": 264,
	"mask_h": 264
}]
</instances>
